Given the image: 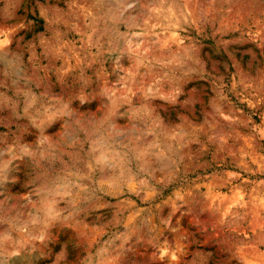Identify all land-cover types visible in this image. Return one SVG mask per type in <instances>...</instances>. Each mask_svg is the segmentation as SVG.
<instances>
[{"label":"rangeland","instance_id":"374dc122","mask_svg":"<svg viewBox=\"0 0 264 264\" xmlns=\"http://www.w3.org/2000/svg\"><path fill=\"white\" fill-rule=\"evenodd\" d=\"M0 264H264V0H0Z\"/></svg>","mask_w":264,"mask_h":264},{"label":"trees","instance_id":"16d2710c","mask_svg":"<svg viewBox=\"0 0 264 264\" xmlns=\"http://www.w3.org/2000/svg\"><path fill=\"white\" fill-rule=\"evenodd\" d=\"M40 21V20H39Z\"/></svg>","mask_w":264,"mask_h":264}]
</instances>
